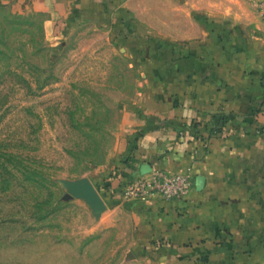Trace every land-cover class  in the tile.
<instances>
[{"label":"rangeland","instance_id":"rangeland-1","mask_svg":"<svg viewBox=\"0 0 264 264\" xmlns=\"http://www.w3.org/2000/svg\"><path fill=\"white\" fill-rule=\"evenodd\" d=\"M243 2L118 0L114 24L0 7V264H152L124 212L97 190L94 212L65 182L96 189L117 159L144 40H188Z\"/></svg>","mask_w":264,"mask_h":264},{"label":"crops","instance_id":"crops-1","mask_svg":"<svg viewBox=\"0 0 264 264\" xmlns=\"http://www.w3.org/2000/svg\"><path fill=\"white\" fill-rule=\"evenodd\" d=\"M212 5L230 13L188 40L149 38L136 51L143 86L124 112L117 159L95 185L127 215L152 264H264V22L244 2L239 10ZM0 7L47 22L118 17V0H0ZM152 169L188 172L186 193L120 199L125 182Z\"/></svg>","mask_w":264,"mask_h":264},{"label":"built area","instance_id":"built-area-1","mask_svg":"<svg viewBox=\"0 0 264 264\" xmlns=\"http://www.w3.org/2000/svg\"><path fill=\"white\" fill-rule=\"evenodd\" d=\"M249 1L253 10L264 22V0ZM262 43L264 48V34ZM190 181L188 172L170 173L159 169H152L144 175L125 182L119 190V196L123 201L146 200L150 198L178 200L186 193ZM261 239L264 245V232Z\"/></svg>","mask_w":264,"mask_h":264},{"label":"water","instance_id":"water-1","mask_svg":"<svg viewBox=\"0 0 264 264\" xmlns=\"http://www.w3.org/2000/svg\"><path fill=\"white\" fill-rule=\"evenodd\" d=\"M70 194L83 198L87 204L98 213L104 208V202L98 196L96 189L87 178H79L65 182Z\"/></svg>","mask_w":264,"mask_h":264}]
</instances>
